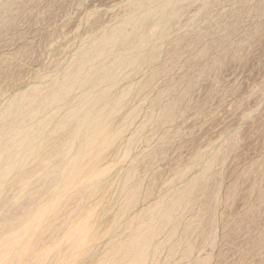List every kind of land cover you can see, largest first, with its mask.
Returning a JSON list of instances; mask_svg holds the SVG:
<instances>
[{
	"label": "rangeland",
	"instance_id": "obj_1",
	"mask_svg": "<svg viewBox=\"0 0 264 264\" xmlns=\"http://www.w3.org/2000/svg\"><path fill=\"white\" fill-rule=\"evenodd\" d=\"M0 264H264V0H0Z\"/></svg>",
	"mask_w": 264,
	"mask_h": 264
},
{
	"label": "bare ground",
	"instance_id": "obj_2",
	"mask_svg": "<svg viewBox=\"0 0 264 264\" xmlns=\"http://www.w3.org/2000/svg\"><path fill=\"white\" fill-rule=\"evenodd\" d=\"M113 40H114V39H113ZM70 78H71V77H70ZM80 80H81V79H80ZM65 89H66V88H65ZM74 116H75V115H74ZM76 125H77V124H76ZM74 128H75V127H74ZM74 128H73V129H74ZM74 130H75V129H74ZM26 133H27V132H26ZM38 133H39V132H38ZM24 134H25V133H24ZM27 135H28V134H27ZM29 137H30V136H29ZM32 137H34V136H32ZM24 138H26V137H24ZM27 138H28V137H27ZM31 139H32V138H31ZM20 140H22V139H20ZM24 140H25V139H24ZM2 141H3V140H2ZM18 141H19V140H18ZM25 141H26V140H25ZM19 143H20V142H19ZM24 144H25V142H24ZM33 144H34V143H33ZM33 144H32V145H33ZM22 145H23V144H22ZM22 145H21V146H22ZM17 148H18V147H17ZM19 148H21V147H19ZM5 149H6V148H5ZM18 150H19V149H17L16 151H18ZM7 151H8V150H7ZM16 151H15V152H16ZM61 151H62V149H61ZM12 152H13V151H12ZM10 153H11V152H9V154H10ZM4 154H5V153H4ZM12 154H13V153H12ZM54 156H55V155H54ZM62 156H63V155H62ZM8 157H9V155H8ZM11 157H12V156H11ZM64 158H65V156H64ZM8 159H9V158H8ZM11 159H12V158H11ZM75 163H76V162H75ZM5 167H6V166H5ZM73 167H75V166H73ZM6 169H7V168H6ZM8 169H9V168H8ZM8 169H7V170H8ZM70 170H71V168H70ZM40 180H41V179H40ZM38 182H39V181H38ZM12 201H13V200H12ZM32 209H33V208H32ZM31 213H32V212H31ZM21 218H23V217H21ZM21 220H22V219H21ZM13 221H14V220H13ZM9 226H10V225H9ZM7 227H8V226H7ZM4 233H5V232H4ZM15 242H16V241H15ZM6 261H7V260H6Z\"/></svg>",
	"mask_w": 264,
	"mask_h": 264
}]
</instances>
